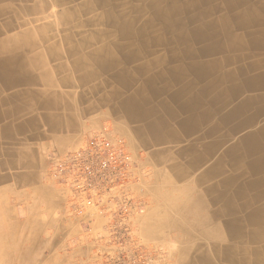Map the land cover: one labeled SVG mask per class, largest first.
Listing matches in <instances>:
<instances>
[{
	"label": "crops",
	"instance_id": "1",
	"mask_svg": "<svg viewBox=\"0 0 264 264\" xmlns=\"http://www.w3.org/2000/svg\"><path fill=\"white\" fill-rule=\"evenodd\" d=\"M150 1L0 0V24L13 23L0 29V264H107L125 250L147 264H204V230L228 209L255 214L233 218L232 242L264 264V251L253 254L264 250V0L228 12L221 0L207 17L218 28L200 43H131L145 35L112 18L154 17ZM98 134L121 138L144 169L132 191L145 211L123 248L110 217L75 215V194L54 176L56 161ZM147 240L176 248L157 257Z\"/></svg>",
	"mask_w": 264,
	"mask_h": 264
},
{
	"label": "built area",
	"instance_id": "2",
	"mask_svg": "<svg viewBox=\"0 0 264 264\" xmlns=\"http://www.w3.org/2000/svg\"><path fill=\"white\" fill-rule=\"evenodd\" d=\"M53 168L58 182L75 194V215L84 216V212L96 209L100 215L110 217L111 236L121 240L123 248L137 228V224L132 228L129 221L143 213L146 204L143 196L132 191L143 179V166L124 141L106 134L94 135L67 151ZM91 224L81 218L83 229L90 230ZM107 264L147 262L140 252L125 250Z\"/></svg>",
	"mask_w": 264,
	"mask_h": 264
},
{
	"label": "bare ground",
	"instance_id": "3",
	"mask_svg": "<svg viewBox=\"0 0 264 264\" xmlns=\"http://www.w3.org/2000/svg\"><path fill=\"white\" fill-rule=\"evenodd\" d=\"M220 1L221 0H151L150 2H147V5L155 9L154 17H149L145 20H141L139 17L133 16L131 18L125 19L124 21H121L114 16L112 18V24H115L119 29L126 31L129 36H132L133 33L145 35L144 38L137 36V41L131 43L150 45L157 42L159 44L192 45L193 43L197 42V40L199 43L203 42L202 40L204 39H202L201 36L204 29L212 28L216 30V28H218L215 25L217 22L215 23L210 20L208 21L207 17L217 14L220 11ZM234 1L235 0H224L227 12L228 10L233 11ZM84 8L89 10L88 6H85ZM3 9L5 8H0V11H2ZM132 9L135 10L136 8L133 7ZM138 9L142 12L145 11L142 9V7H139ZM78 11V8L75 10L66 9L60 15V17L63 19V21L68 22L72 17L78 14ZM220 22L222 23V21ZM77 25L83 26L84 21H79ZM12 27V22L0 24L1 30L9 29ZM41 27L42 26H38V28ZM154 31H157V37L146 36L148 33ZM24 39H26V37H24ZM18 75L22 76V74ZM245 216L248 220L252 221L255 217V214L241 215L240 213L232 209H228L224 213V218L221 219L222 223L220 228L211 227L204 230L205 235H207L209 237L208 239H210L206 240V243H208L206 253L207 256H210L211 259L210 260L206 256L208 260H205L204 264H217V260H215L214 258L219 259L226 257H230V259L234 257L237 258L240 262H247L251 264V256L249 255L250 250L246 247H242L241 244H233L232 242L233 240H235V235L231 230L234 221L233 218H245ZM212 218H214V214H212L211 219ZM209 222L207 221V223ZM220 235L229 236V239L231 240H227L228 243L224 242L223 240H218L220 238ZM219 241H222V243H219ZM260 251L264 250L258 248L256 250H253L254 256ZM243 257L246 259V261H241Z\"/></svg>",
	"mask_w": 264,
	"mask_h": 264
},
{
	"label": "rangeland",
	"instance_id": "4",
	"mask_svg": "<svg viewBox=\"0 0 264 264\" xmlns=\"http://www.w3.org/2000/svg\"><path fill=\"white\" fill-rule=\"evenodd\" d=\"M148 244H145L146 247H150L157 253V257H167L171 254L172 251L176 248V245L172 243L171 240H147ZM136 247L140 249L143 247L141 242L136 243ZM140 246V247H139Z\"/></svg>",
	"mask_w": 264,
	"mask_h": 264
}]
</instances>
